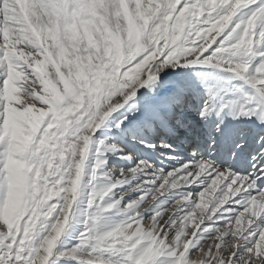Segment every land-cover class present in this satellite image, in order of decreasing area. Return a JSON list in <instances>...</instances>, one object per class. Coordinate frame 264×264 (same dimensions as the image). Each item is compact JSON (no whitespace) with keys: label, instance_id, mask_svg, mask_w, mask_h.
Masks as SVG:
<instances>
[{"label":"snow or ice","instance_id":"6c2138e0","mask_svg":"<svg viewBox=\"0 0 264 264\" xmlns=\"http://www.w3.org/2000/svg\"><path fill=\"white\" fill-rule=\"evenodd\" d=\"M0 264H264V0H0Z\"/></svg>","mask_w":264,"mask_h":264}]
</instances>
